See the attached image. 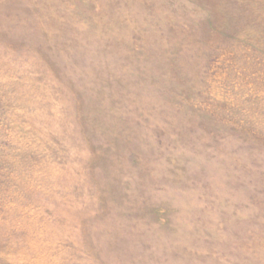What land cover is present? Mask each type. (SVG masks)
<instances>
[{"label":"rangeland","instance_id":"rangeland-1","mask_svg":"<svg viewBox=\"0 0 264 264\" xmlns=\"http://www.w3.org/2000/svg\"><path fill=\"white\" fill-rule=\"evenodd\" d=\"M0 264H264V0H0Z\"/></svg>","mask_w":264,"mask_h":264}]
</instances>
